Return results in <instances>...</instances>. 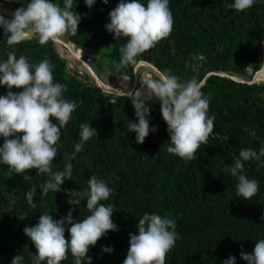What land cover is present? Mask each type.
Here are the masks:
<instances>
[{
	"label": "trees",
	"instance_id": "trees-1",
	"mask_svg": "<svg viewBox=\"0 0 264 264\" xmlns=\"http://www.w3.org/2000/svg\"><path fill=\"white\" fill-rule=\"evenodd\" d=\"M28 2L15 0V6ZM118 2L95 0V10L91 11L84 0H73L72 10L81 14L78 32L64 37L82 49L106 47L109 58L118 64L119 49L127 39L115 40L114 34L105 29L108 13ZM140 2L147 4V0ZM233 2L169 0L174 18L170 35L138 56L137 62L143 60L161 73L176 75L180 82L195 75L188 65L192 56L206 59L200 71L207 67L242 77L248 76L249 70L255 73L264 61V0H256L253 7L239 13L227 7ZM58 3L63 7V0ZM6 39L0 28V60L13 50L17 58L24 55L33 64L48 59L53 65L54 82L67 86L63 97L75 101L77 107L61 129L53 161V171H63L66 163L73 165L72 179L64 181L61 191L42 196L39 185L47 180L46 174L38 175L31 169L26 173L31 179L24 180L0 164V264H10L18 254L24 258L22 264H31L35 248L23 228L34 226L42 213L60 219L71 209L77 222L90 215L86 199L80 205H71L68 200L75 197L63 190H84L92 176L112 189L111 196L101 203L112 205V220L118 229L107 232L90 247L92 264H123L129 233L138 234L136 225L145 213L168 216L176 222L178 239L165 264H222L229 256L236 257L235 264H247L240 257L241 250L251 253L255 242L264 239V167L257 170L256 161L244 162V174L259 183V191L250 200L236 197L238 180L225 169L239 158L242 149L258 151L264 142V82L237 81L215 73L206 78L201 91L208 98V116L215 117V129L208 143L197 151L196 159L185 162L166 152L170 140L159 102L146 103L149 125L158 130L150 132L143 143H136L135 132L128 131L129 123L137 120L127 94H106L100 86L70 74L66 60L51 41L41 46L33 39L9 48ZM135 65L123 69L131 71ZM7 91L0 86V95ZM86 122L97 130V137L93 136L73 157L80 125ZM253 129L255 136L250 134ZM32 186L37 187L33 198L36 208L26 200ZM22 213L28 215L23 220L17 217ZM68 226L66 222V238ZM102 247L113 251L103 252ZM61 264H74L70 253Z\"/></svg>",
	"mask_w": 264,
	"mask_h": 264
},
{
	"label": "clouds",
	"instance_id": "clouds-1",
	"mask_svg": "<svg viewBox=\"0 0 264 264\" xmlns=\"http://www.w3.org/2000/svg\"><path fill=\"white\" fill-rule=\"evenodd\" d=\"M107 4L108 0H102ZM76 3V2H75ZM91 8L95 0H84ZM256 0H234L227 7L242 12L254 6ZM73 0H63V7L53 0H29L26 6L16 8L11 19L0 14V28L7 36L6 45L12 48L22 42L35 39L39 45L48 42L58 43L66 34H77L81 14L73 11ZM106 31L114 34V39L126 38V44L119 49L120 60L116 68L135 65L137 57L152 49L172 31L174 18L169 0H119L109 13ZM53 65L48 59L30 63L28 58L15 51H9L7 58L0 60V86L8 91L0 95V164L8 167L12 174H20L24 180H30L27 171L36 170V174H46L47 180L39 185L41 195L61 191V185L72 179L73 165L66 163L63 171H53V161L58 154V142L61 129L71 119L77 105L66 100L63 93L66 85L54 82ZM124 78V77H123ZM126 79V78H124ZM145 90L129 92L137 122H130L129 132H135L136 143H143L150 132L157 131L149 125L150 109L145 101L155 98L160 103V114L167 125L170 144L166 152L185 162L196 159L201 145L208 143L215 129V117L208 116L209 101L203 94L202 82L192 79L180 82L179 77L169 73H160L158 79H142ZM19 89L13 91L12 89ZM55 121V122H53ZM245 131H248L245 128ZM255 136V130L250 133ZM97 130L89 122L80 125L79 142L74 145V157L83 150V145ZM254 160L257 170L264 167V142L258 151L242 149L239 158L225 169L236 177V197L250 200L259 191L256 179L244 174V162ZM11 177V176H10ZM37 187L32 186L26 192L27 203L36 208L34 197ZM75 199L68 200L71 205H80L86 199V208L90 215L73 220L72 210L66 216L53 219L50 213H42L34 226H25L24 235L34 245L35 252L31 264H61L69 253L74 264H92L88 256L90 247L109 231H116L112 220L113 207L101 203L112 193L108 184L96 176L89 178L84 190H63ZM28 215L17 216L23 220ZM264 219V217H262ZM67 222V238L65 223ZM138 234L129 233V247L123 264H165L168 252L175 246L178 234L176 222L168 216L145 213L136 225ZM110 253L111 247H102ZM241 259L247 264H264V239L255 242L251 253L243 250ZM21 254L12 257L10 264H22ZM236 257L229 256L222 264H235Z\"/></svg>",
	"mask_w": 264,
	"mask_h": 264
},
{
	"label": "rangeland",
	"instance_id": "rangeland-1",
	"mask_svg": "<svg viewBox=\"0 0 264 264\" xmlns=\"http://www.w3.org/2000/svg\"><path fill=\"white\" fill-rule=\"evenodd\" d=\"M53 2L58 3V0H53ZM15 9V0H0V14H3L6 19H11V13ZM90 10L94 11L95 8L92 6ZM2 11H6L8 13ZM54 46L57 52L66 60L67 71L70 74L78 76L89 84L100 86L106 94L112 96L122 93L128 95L129 92H136L135 89L133 90V88H130L125 82H123V76H118L116 74L117 70L120 74L128 76L129 82L133 81L136 89H139L141 92L145 90V86L140 84L142 79H158L161 73L152 64L143 60L137 62L131 71H125L123 68H120V72L119 69L116 68V62L109 58V49L106 47L99 48L96 51L90 48L82 49L77 47L71 40L66 39L65 37H62L60 42L55 43ZM205 60L206 59L203 56H192L191 61L188 62L190 68L195 72L192 79L197 80V82H202V84L206 78L213 73L226 76L237 81L264 82V61L259 70L255 73L251 74V71L249 70L248 76L242 77L231 71L214 70L213 68L210 69L207 67L200 71ZM104 66L107 70L111 72L113 71V74L110 75L108 82L101 83L97 80L96 75ZM116 90L119 91L117 92ZM151 102L159 101L155 98H153V100L145 101V103Z\"/></svg>",
	"mask_w": 264,
	"mask_h": 264
},
{
	"label": "crops",
	"instance_id": "crops-1",
	"mask_svg": "<svg viewBox=\"0 0 264 264\" xmlns=\"http://www.w3.org/2000/svg\"><path fill=\"white\" fill-rule=\"evenodd\" d=\"M112 74H113V71L111 72V71L107 70V69L105 68V66H104V67H102V70H101L100 72L97 73L96 78H97V80H98L99 82H101V83H105V82H108V79H109L110 75H112ZM116 74H117L118 76H123L124 78H126V79L122 78V80H123V82L126 83L127 86H129L130 88H133V90L135 89V91L138 90V89H136V87H135L133 81H130V82H129V77H128V76H125V75L120 74V73L118 72V70L116 71ZM118 80H119V79H118ZM140 84H141L142 86H144L142 82H140Z\"/></svg>",
	"mask_w": 264,
	"mask_h": 264
},
{
	"label": "water",
	"instance_id": "water-1",
	"mask_svg": "<svg viewBox=\"0 0 264 264\" xmlns=\"http://www.w3.org/2000/svg\"><path fill=\"white\" fill-rule=\"evenodd\" d=\"M2 12L8 13V12H6V11H2ZM54 45H55V43H54ZM255 82H256V81H255Z\"/></svg>",
	"mask_w": 264,
	"mask_h": 264
},
{
	"label": "built area",
	"instance_id": "built-area-1",
	"mask_svg": "<svg viewBox=\"0 0 264 264\" xmlns=\"http://www.w3.org/2000/svg\"><path fill=\"white\" fill-rule=\"evenodd\" d=\"M119 90H120V89H119ZM119 90H116V91L118 92Z\"/></svg>",
	"mask_w": 264,
	"mask_h": 264
}]
</instances>
